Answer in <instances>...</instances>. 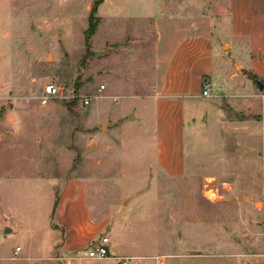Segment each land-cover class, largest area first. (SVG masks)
I'll use <instances>...</instances> for the list:
<instances>
[{"label":"rangeland","instance_id":"rangeland-1","mask_svg":"<svg viewBox=\"0 0 264 264\" xmlns=\"http://www.w3.org/2000/svg\"><path fill=\"white\" fill-rule=\"evenodd\" d=\"M229 16L228 0H0V207L16 209L0 247L32 257L0 264H264V66L224 68ZM48 83L78 96L43 103ZM104 235L110 257H87Z\"/></svg>","mask_w":264,"mask_h":264},{"label":"crops","instance_id":"crops-1","mask_svg":"<svg viewBox=\"0 0 264 264\" xmlns=\"http://www.w3.org/2000/svg\"><path fill=\"white\" fill-rule=\"evenodd\" d=\"M228 3L230 4V26L228 27V33L229 36L231 37L230 39V52L231 56L229 58V61L224 59V68H227V65L229 62L232 61L233 58H236L237 60H241V65L245 66L248 70L256 73V74H262L261 72L256 71L257 68L260 66H264V57H262V54H264V0H228ZM215 55H219V52H217L213 45L209 46H203L201 49V53L199 56V59H208L212 61L215 58H218ZM223 57V56H222ZM224 58V57H223ZM196 59V60H199ZM210 65H213L212 62H209ZM191 67V66H190ZM222 67V66H221ZM221 67H213L209 68L207 71L202 73L203 75L209 74H215L218 71H221ZM189 68V66H188ZM185 75V74H184ZM202 75V76H203ZM178 76L179 83L180 84H185V79L181 75H176ZM201 96V94L199 95ZM161 152V150H160ZM165 160L164 157H162V152H161V160ZM165 163H168L169 172L170 173H178L173 170V166L171 161H168ZM72 188V187H70ZM69 189V186L66 188L67 192ZM16 209L9 208L5 206L4 208L1 209L0 207V230H1V224H7L8 221H10L15 213ZM87 216L84 217L80 222V225L77 230V235L76 237L71 236V229L66 228L64 226V232L62 234V238H66V243L67 244H77L79 242H82L84 239V236L87 234L86 231L84 230L88 224H90V220L92 219L88 214ZM22 228L27 229V226L22 223L21 225ZM28 229H30V226H28ZM32 231V229H31ZM12 232L11 228H8L6 230V234L4 236V241L8 240V233ZM50 240L48 244H44L41 241V246L40 248L42 251H45L46 249L49 251V245H53V243ZM20 246H16V250L14 251V255H19L18 252H22L23 248L20 247V250L17 251V248ZM5 250V246L2 243L0 247V259H6L9 258L11 260L14 259H23V260H31V256H7L3 255V252ZM3 255V256H2ZM42 257H46L42 255ZM41 257V258H42Z\"/></svg>","mask_w":264,"mask_h":264},{"label":"built area","instance_id":"built-area-1","mask_svg":"<svg viewBox=\"0 0 264 264\" xmlns=\"http://www.w3.org/2000/svg\"><path fill=\"white\" fill-rule=\"evenodd\" d=\"M211 94V90L207 87L203 90V95L209 96ZM78 95L76 94V90L74 88L66 89L61 85L56 83H48L44 86L42 102L46 103L48 100L54 99H72L76 98ZM84 104H89V99H83ZM110 239L108 236L104 235L102 239L99 241L91 243L86 249V255L90 259H104L110 257ZM20 250V247L17 248V251ZM123 264H130L127 260L123 261Z\"/></svg>","mask_w":264,"mask_h":264},{"label":"water","instance_id":"water-1","mask_svg":"<svg viewBox=\"0 0 264 264\" xmlns=\"http://www.w3.org/2000/svg\"><path fill=\"white\" fill-rule=\"evenodd\" d=\"M109 49H110V48H107V49H105V50H97L95 54H96V56H99V55L105 54V53H107V51H108ZM259 84L261 85L260 81H259ZM130 117H131V118H134V115L131 114ZM104 128H105V125L102 126V129H104ZM248 151H249V152H253V151H251V150H249V149H248Z\"/></svg>","mask_w":264,"mask_h":264},{"label":"trees","instance_id":"trees-1","mask_svg":"<svg viewBox=\"0 0 264 264\" xmlns=\"http://www.w3.org/2000/svg\"><path fill=\"white\" fill-rule=\"evenodd\" d=\"M91 19H92V17H91ZM91 19H90L89 29L87 30V36L88 37L95 32V28H96V24H93V22H91Z\"/></svg>","mask_w":264,"mask_h":264}]
</instances>
